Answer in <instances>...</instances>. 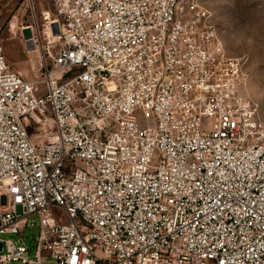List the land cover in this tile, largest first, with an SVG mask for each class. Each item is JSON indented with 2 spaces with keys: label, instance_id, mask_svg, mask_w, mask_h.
Segmentation results:
<instances>
[{
  "label": "built area",
  "instance_id": "2783aa9c",
  "mask_svg": "<svg viewBox=\"0 0 264 264\" xmlns=\"http://www.w3.org/2000/svg\"><path fill=\"white\" fill-rule=\"evenodd\" d=\"M44 20L22 28L39 78L0 38V264H264V124L208 11L53 0ZM31 219L33 252L5 237Z\"/></svg>",
  "mask_w": 264,
  "mask_h": 264
},
{
  "label": "rangeland",
  "instance_id": "374dc122",
  "mask_svg": "<svg viewBox=\"0 0 264 264\" xmlns=\"http://www.w3.org/2000/svg\"><path fill=\"white\" fill-rule=\"evenodd\" d=\"M210 14L228 54L244 64L243 92L259 108L264 124V0H198ZM53 10V0H0V38L11 67L29 79L41 77V52L26 51L22 28L32 25L41 33L44 14ZM31 219L20 234H6L15 242L21 238L33 252L38 226Z\"/></svg>",
  "mask_w": 264,
  "mask_h": 264
},
{
  "label": "water",
  "instance_id": "95a60500",
  "mask_svg": "<svg viewBox=\"0 0 264 264\" xmlns=\"http://www.w3.org/2000/svg\"><path fill=\"white\" fill-rule=\"evenodd\" d=\"M32 36V31H31V29L30 28H26L25 30H24V37L25 38H30ZM1 247H2V243L0 242V249H1Z\"/></svg>",
  "mask_w": 264,
  "mask_h": 264
},
{
  "label": "bare ground",
  "instance_id": "6f19581e",
  "mask_svg": "<svg viewBox=\"0 0 264 264\" xmlns=\"http://www.w3.org/2000/svg\"><path fill=\"white\" fill-rule=\"evenodd\" d=\"M38 51L37 50H34V51H32V53L31 54H33V56H37L38 55Z\"/></svg>",
  "mask_w": 264,
  "mask_h": 264
}]
</instances>
